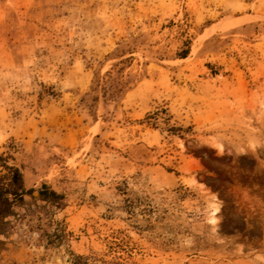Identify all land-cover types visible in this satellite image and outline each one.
Instances as JSON below:
<instances>
[{"label": "rangeland", "instance_id": "obj_1", "mask_svg": "<svg viewBox=\"0 0 264 264\" xmlns=\"http://www.w3.org/2000/svg\"><path fill=\"white\" fill-rule=\"evenodd\" d=\"M5 167L0 264H264V0H0Z\"/></svg>", "mask_w": 264, "mask_h": 264}, {"label": "trees", "instance_id": "obj_2", "mask_svg": "<svg viewBox=\"0 0 264 264\" xmlns=\"http://www.w3.org/2000/svg\"><path fill=\"white\" fill-rule=\"evenodd\" d=\"M7 175L0 177V234L6 225L5 219L12 214L14 206L21 204L23 196L29 194L31 190H26L22 175L18 169L5 167ZM40 196L42 200L57 202L61 197L46 187L41 186ZM82 258L75 256V263L78 264Z\"/></svg>", "mask_w": 264, "mask_h": 264}, {"label": "bare ground", "instance_id": "obj_3", "mask_svg": "<svg viewBox=\"0 0 264 264\" xmlns=\"http://www.w3.org/2000/svg\"><path fill=\"white\" fill-rule=\"evenodd\" d=\"M232 18V17H231ZM247 20V18H236V19H230V21L232 22V24H240V23H242V22H244V21H246ZM219 26V25H218ZM213 30V28L212 29H210L209 31H208V33H210V31H212ZM216 209H214L213 210V213H212V215H211V217H210V220H211V222H213L214 223V221H215V213H216Z\"/></svg>", "mask_w": 264, "mask_h": 264}]
</instances>
